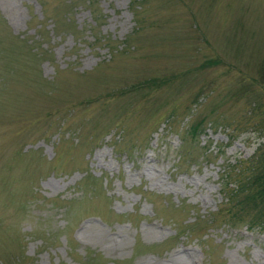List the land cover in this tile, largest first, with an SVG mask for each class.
Returning <instances> with one entry per match:
<instances>
[{"label": "rangeland", "instance_id": "obj_1", "mask_svg": "<svg viewBox=\"0 0 264 264\" xmlns=\"http://www.w3.org/2000/svg\"><path fill=\"white\" fill-rule=\"evenodd\" d=\"M259 114L264 0H0V264H264Z\"/></svg>", "mask_w": 264, "mask_h": 264}, {"label": "trees", "instance_id": "obj_2", "mask_svg": "<svg viewBox=\"0 0 264 264\" xmlns=\"http://www.w3.org/2000/svg\"><path fill=\"white\" fill-rule=\"evenodd\" d=\"M261 109V108H260ZM261 111V110H260ZM261 119V128L264 127V116ZM264 133V130H263ZM237 187L234 198L242 202L247 210L244 213L249 215L244 218L251 228L264 230V142L257 149L256 154L240 166ZM232 197V196H230ZM253 213V216L251 214ZM237 226V221L230 222Z\"/></svg>", "mask_w": 264, "mask_h": 264}]
</instances>
